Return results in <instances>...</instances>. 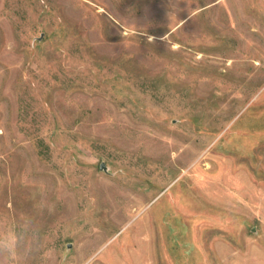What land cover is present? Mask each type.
I'll return each mask as SVG.
<instances>
[{
	"label": "rangeland",
	"instance_id": "374dc122",
	"mask_svg": "<svg viewBox=\"0 0 264 264\" xmlns=\"http://www.w3.org/2000/svg\"><path fill=\"white\" fill-rule=\"evenodd\" d=\"M0 264H264V0H0Z\"/></svg>",
	"mask_w": 264,
	"mask_h": 264
},
{
	"label": "water",
	"instance_id": "95a60500",
	"mask_svg": "<svg viewBox=\"0 0 264 264\" xmlns=\"http://www.w3.org/2000/svg\"><path fill=\"white\" fill-rule=\"evenodd\" d=\"M41 36H42V35H41ZM41 36L39 37V39L41 38ZM99 168H100L101 170H103V171L108 172V167L106 166V164H105L104 161H101V162H100V164H99ZM252 230L255 231L254 228H253ZM70 246H71V244L69 243V244L67 245V247L69 248Z\"/></svg>",
	"mask_w": 264,
	"mask_h": 264
}]
</instances>
